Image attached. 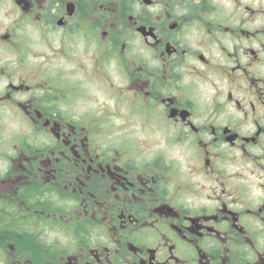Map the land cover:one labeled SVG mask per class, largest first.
Returning <instances> with one entry per match:
<instances>
[{"label":"flooded vegetation","instance_id":"flooded-vegetation-1","mask_svg":"<svg viewBox=\"0 0 264 264\" xmlns=\"http://www.w3.org/2000/svg\"><path fill=\"white\" fill-rule=\"evenodd\" d=\"M0 264H264V0H0Z\"/></svg>","mask_w":264,"mask_h":264}]
</instances>
